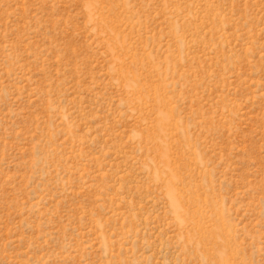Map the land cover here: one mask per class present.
<instances>
[{
  "label": "rangeland",
  "instance_id": "374dc122",
  "mask_svg": "<svg viewBox=\"0 0 264 264\" xmlns=\"http://www.w3.org/2000/svg\"><path fill=\"white\" fill-rule=\"evenodd\" d=\"M0 264H264V0H0Z\"/></svg>",
  "mask_w": 264,
  "mask_h": 264
}]
</instances>
